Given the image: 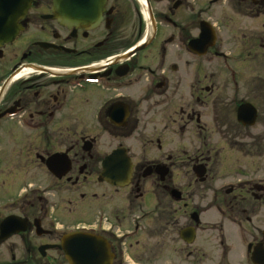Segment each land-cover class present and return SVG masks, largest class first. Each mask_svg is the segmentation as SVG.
Listing matches in <instances>:
<instances>
[{
    "label": "flooded vegetation",
    "instance_id": "1",
    "mask_svg": "<svg viewBox=\"0 0 264 264\" xmlns=\"http://www.w3.org/2000/svg\"><path fill=\"white\" fill-rule=\"evenodd\" d=\"M68 6L0 15V264H264V0Z\"/></svg>",
    "mask_w": 264,
    "mask_h": 264
},
{
    "label": "water",
    "instance_id": "2",
    "mask_svg": "<svg viewBox=\"0 0 264 264\" xmlns=\"http://www.w3.org/2000/svg\"><path fill=\"white\" fill-rule=\"evenodd\" d=\"M76 0H53V9L59 10L63 2L67 3L68 9L74 10ZM32 0H0V15L3 19L8 20L9 22L1 24V26L11 27V22L16 19V14L20 11L26 10L29 8ZM58 14V13H57ZM84 16L88 13H82ZM95 14V13H92ZM76 13H65L67 19H74ZM206 25L201 24V35L197 43L202 42L204 36L207 35ZM209 36L212 37V34L209 33ZM253 113V112H252ZM254 115L252 116V118ZM115 184V183H114ZM63 249L66 252V259L69 264H98V259H101V255L95 253V250H100L98 242L90 236H80L77 234H72L66 237L63 240ZM79 251L82 252L79 253ZM95 253V254H94ZM79 254L82 256L80 261Z\"/></svg>",
    "mask_w": 264,
    "mask_h": 264
},
{
    "label": "rangeland",
    "instance_id": "3",
    "mask_svg": "<svg viewBox=\"0 0 264 264\" xmlns=\"http://www.w3.org/2000/svg\"><path fill=\"white\" fill-rule=\"evenodd\" d=\"M214 10H215V8L213 7V11ZM225 14H227V13H209V16L211 18H213V20H214L213 23L216 25L217 29L220 28V30H221V26H222L221 22L224 20L222 18H223V16ZM253 72H254L255 77L257 75L264 74V63L258 62L253 68L252 67H247V69H245V67L243 68V70H242L243 85H242V90H241L240 97H241V99H243L245 101H249V102L254 103V105H256V104L259 105L261 98L257 97L258 96V95H256L257 92L255 94H251L249 92V89H250V83H248V80H249V77H250L249 74H251ZM195 73L207 74V75H222V74L228 73V71H224L223 69H221L218 64H211V65H207V66H201V65L195 66ZM257 84L259 85L260 83H258V82L255 83V85H257ZM259 90H260V88H259ZM218 148H219V146H218ZM227 154L228 153L225 152V151L222 152L221 153L222 159L223 158L227 159L226 158ZM229 156H230L229 158L232 157L230 164H233V159H235V157L232 154H229ZM217 170H219V171L228 170V167H226L223 164L222 167L218 168ZM219 173H222V175H226L227 174V173H223V172H219Z\"/></svg>",
    "mask_w": 264,
    "mask_h": 264
},
{
    "label": "bare ground",
    "instance_id": "4",
    "mask_svg": "<svg viewBox=\"0 0 264 264\" xmlns=\"http://www.w3.org/2000/svg\"><path fill=\"white\" fill-rule=\"evenodd\" d=\"M141 1V0H140Z\"/></svg>",
    "mask_w": 264,
    "mask_h": 264
}]
</instances>
